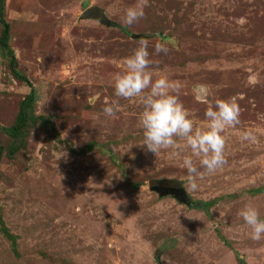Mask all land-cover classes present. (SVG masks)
I'll return each mask as SVG.
<instances>
[{"label":"rangeland","instance_id":"374dc122","mask_svg":"<svg viewBox=\"0 0 264 264\" xmlns=\"http://www.w3.org/2000/svg\"><path fill=\"white\" fill-rule=\"evenodd\" d=\"M139 2L1 1L28 84L0 54V264H264V237L252 240L238 216L250 202L264 218V0H147L143 18L124 26L123 9ZM89 6L108 25L79 19ZM141 38L153 78L179 82L195 127L217 99L239 106L240 124L223 133L225 164L195 191L181 156L141 146L138 101L113 94L112 75ZM156 43L167 53H154ZM197 84L207 102L194 98ZM30 90L34 119L13 138ZM113 99L120 110L109 117L101 109ZM244 131L254 139L241 140ZM162 179L186 201L148 188Z\"/></svg>","mask_w":264,"mask_h":264},{"label":"clouds","instance_id":"9594fccd","mask_svg":"<svg viewBox=\"0 0 264 264\" xmlns=\"http://www.w3.org/2000/svg\"><path fill=\"white\" fill-rule=\"evenodd\" d=\"M147 0L123 9L124 26L132 25L144 16ZM148 43L141 38L131 54L122 62V70L113 73L112 88L116 98L136 99L141 106L138 123L142 132L141 146L152 154L160 150H168L169 156H181V164L185 170V183L189 190L195 191L197 181L213 174L225 164L224 147L226 129L240 124V109L235 98L217 99L209 103L204 112L206 123L203 127H195L189 111L179 98L180 84L160 75L153 78L149 65ZM154 53H167L164 43H156ZM194 98L207 102L208 86L197 84L192 89ZM120 110L117 99L106 103L101 111L109 117ZM241 140L254 139L251 132L244 131ZM181 141L183 143H181ZM60 148V147H59ZM187 150L188 154H184ZM64 153V152H63ZM65 155V153H64ZM194 158L198 161L194 163ZM238 216L250 229V238L260 240L264 237V218L260 217L258 208L246 202L238 210Z\"/></svg>","mask_w":264,"mask_h":264},{"label":"trees","instance_id":"16d2710c","mask_svg":"<svg viewBox=\"0 0 264 264\" xmlns=\"http://www.w3.org/2000/svg\"><path fill=\"white\" fill-rule=\"evenodd\" d=\"M1 1L0 0V26H1V31H0V54L2 57L7 60V68L9 69L10 73L12 74L13 77H15L17 80L21 82L26 83L25 76L20 74L16 70V61L13 55L12 50L8 46V25L3 20L2 18V8H1ZM28 84V83H26ZM34 98V93L33 91H29L26 96L23 98V100L20 103L18 113L15 118V123L13 126L9 127L8 131L10 132L11 137L17 138L22 132L23 128L27 125L28 122L33 121L34 117L31 115V111L29 108L31 107V103ZM18 146L15 145L12 148H10L7 153L12 154L15 153L17 150ZM1 151V150H0ZM15 151V152H14ZM0 158H1V152H0ZM213 202H202L200 205H202L204 208L209 207ZM13 242V236L10 235L8 236ZM237 259H240L239 255H235ZM241 261H238V264H240ZM242 264V263H241Z\"/></svg>","mask_w":264,"mask_h":264},{"label":"water","instance_id":"95a60500","mask_svg":"<svg viewBox=\"0 0 264 264\" xmlns=\"http://www.w3.org/2000/svg\"><path fill=\"white\" fill-rule=\"evenodd\" d=\"M79 19H95L102 24L108 25L109 21L105 18L104 12L96 7L89 6L84 8L78 16ZM135 35H131L134 37ZM148 188L152 191L158 193L159 196L170 194L174 196L179 201H186L184 197V189L180 186V184L173 180H152L148 183Z\"/></svg>","mask_w":264,"mask_h":264}]
</instances>
